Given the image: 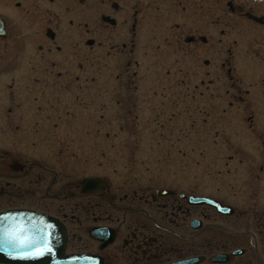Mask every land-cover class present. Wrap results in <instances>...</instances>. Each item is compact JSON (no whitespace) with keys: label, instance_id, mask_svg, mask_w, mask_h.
<instances>
[{"label":"flooded vegetation","instance_id":"obj_1","mask_svg":"<svg viewBox=\"0 0 264 264\" xmlns=\"http://www.w3.org/2000/svg\"><path fill=\"white\" fill-rule=\"evenodd\" d=\"M2 211L97 264H264V0H0Z\"/></svg>","mask_w":264,"mask_h":264},{"label":"water","instance_id":"obj_2","mask_svg":"<svg viewBox=\"0 0 264 264\" xmlns=\"http://www.w3.org/2000/svg\"><path fill=\"white\" fill-rule=\"evenodd\" d=\"M95 180L93 179H86L85 183L89 184L91 182H94ZM18 214L14 212H2L0 213V250L2 252H16L18 254H21L22 256L26 252V248L29 247L30 243H28L24 236L23 233L21 232V229H23V225H21L18 229L19 231L16 233L11 234L10 239H7V228H6V221L13 215ZM49 219L44 216V221H45V226L44 228H47L46 222ZM58 222V221H57ZM59 223V222H58ZM10 234V233H9ZM46 241V239H45ZM58 255L54 258V264H90L92 263V257L91 255L88 254H72V255H67L65 254V249H66V243H67V236H66V231L64 226L59 223V237H58ZM46 247V244H44ZM29 253V252H28ZM18 255V256H21ZM17 259H20L18 257ZM0 261L7 263V260L5 257H0ZM21 261V260H19Z\"/></svg>","mask_w":264,"mask_h":264},{"label":"rangeland","instance_id":"obj_3","mask_svg":"<svg viewBox=\"0 0 264 264\" xmlns=\"http://www.w3.org/2000/svg\"><path fill=\"white\" fill-rule=\"evenodd\" d=\"M22 66H25V67H27L28 66V68H29V65L28 64H22ZM22 69H24V68H22ZM27 69H24L23 70V72L22 73H24L25 71H26ZM21 73V74H22ZM20 74V75H21ZM18 75V74H17ZM19 76V75H18ZM28 144V143H27ZM206 153H205V155L206 156H211V150H206L205 151ZM112 156H115L114 154L112 155ZM206 158V157H205ZM206 159H208V158H206ZM81 173L80 174H84L83 172H85V170H84V167L82 168V170H80V169H78ZM93 172H97L96 170H93ZM206 172V171H205ZM109 177H111V176H109ZM113 179V178H112ZM114 180V179H113ZM115 181V180H114Z\"/></svg>","mask_w":264,"mask_h":264}]
</instances>
